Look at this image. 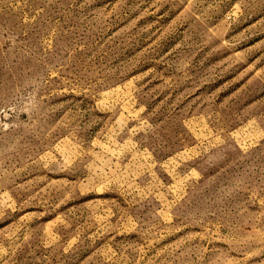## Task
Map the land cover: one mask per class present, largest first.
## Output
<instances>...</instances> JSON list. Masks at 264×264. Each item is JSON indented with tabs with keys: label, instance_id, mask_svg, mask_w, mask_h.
Here are the masks:
<instances>
[{
	"label": "rangeland",
	"instance_id": "obj_1",
	"mask_svg": "<svg viewBox=\"0 0 264 264\" xmlns=\"http://www.w3.org/2000/svg\"><path fill=\"white\" fill-rule=\"evenodd\" d=\"M0 264H264V0H0Z\"/></svg>",
	"mask_w": 264,
	"mask_h": 264
}]
</instances>
